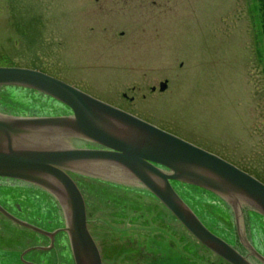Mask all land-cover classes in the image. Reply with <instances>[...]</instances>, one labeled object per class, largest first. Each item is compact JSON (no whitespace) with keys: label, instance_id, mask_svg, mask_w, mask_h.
<instances>
[{"label":"rangeland","instance_id":"obj_1","mask_svg":"<svg viewBox=\"0 0 264 264\" xmlns=\"http://www.w3.org/2000/svg\"><path fill=\"white\" fill-rule=\"evenodd\" d=\"M35 23L40 29L30 25ZM0 68L43 72L264 180V41L257 0H0ZM164 81L168 86L160 93ZM0 109L19 117L71 112L14 87H0ZM72 179L86 201L134 199L140 205L154 199L141 189ZM172 185L199 216L232 227L221 199ZM0 205L40 225L50 221L54 231L65 227L60 206L43 191L0 182ZM252 216V236L264 248V218ZM37 243L34 234L0 216L1 250L17 258ZM68 243L59 235L50 255L54 264H73Z\"/></svg>","mask_w":264,"mask_h":264},{"label":"water","instance_id":"obj_2","mask_svg":"<svg viewBox=\"0 0 264 264\" xmlns=\"http://www.w3.org/2000/svg\"><path fill=\"white\" fill-rule=\"evenodd\" d=\"M167 86V81L160 83L158 91L164 92ZM0 87L32 90L72 113L65 117L0 114V178L41 189L59 203L65 222L61 231L68 237L75 264L101 263L86 227L83 197L66 173L68 170L105 182L138 184L204 246L230 264H248L199 221L171 183L215 195L237 217L246 208L264 218L262 182L221 158L42 72L0 68ZM59 139L84 141L103 149H58L54 143ZM0 215L21 228L49 237L51 243L59 232H43L1 206Z\"/></svg>","mask_w":264,"mask_h":264},{"label":"flooded vegetation","instance_id":"obj_3","mask_svg":"<svg viewBox=\"0 0 264 264\" xmlns=\"http://www.w3.org/2000/svg\"><path fill=\"white\" fill-rule=\"evenodd\" d=\"M23 25L24 24H22V26ZM30 25L36 29H40V26L37 23H35V25ZM36 33L38 37L40 32L37 30ZM24 35L27 36L26 32ZM123 98L129 100V102L133 101L132 98H128L124 94ZM108 105L111 104L108 103ZM0 114L10 117H19L10 115L2 109H0ZM71 115L72 113L69 112L65 116ZM54 147L58 149L65 147L83 150L103 149L99 146L74 139L68 142H63L62 139H59L58 142L54 143ZM66 173L71 179L73 176L82 179H93L104 184L106 183L109 186L119 188L127 187L132 188L133 190L141 189L145 192V190L140 188L138 184L131 181H126L125 183H111L81 175L71 170L66 171ZM0 182L12 186H24L25 188L36 189L42 192L41 189L11 179L0 178ZM73 182L76 184L83 197L86 227L96 246L101 264H230L194 238L185 226L181 224L156 198L152 197L154 198L152 199L153 201H147L144 199L141 201L140 205V202L134 199H92L86 201L79 183L76 181ZM182 201L214 236L228 244L246 263L264 264V248L262 247V244H260L259 241H255L252 236L254 234L255 226L251 222V220H253L251 211L244 208L242 214L237 217L234 215L231 208L222 201L231 212L230 222L232 225L230 229H222L219 228V226L208 222L207 219L199 216L189 203L183 199ZM14 207L15 209H18L17 206ZM4 209L6 210L5 207ZM6 211L10 212L8 209ZM151 212L152 215L150 214ZM61 214L64 220L62 209ZM13 216L43 232H59L55 234L51 243L49 237L22 228L38 238L37 245L20 252L17 258H12V251L10 249H0V264H16L12 262V259L17 260L19 262H17V264H54L50 255H52V252L55 249V244L59 235L63 234L67 237V235L61 231L63 228L54 231L51 229L52 225H48L51 224L50 221L42 222L46 223V225H40L37 222H32L29 218ZM6 221L11 223L8 220ZM43 243H46V246H43ZM69 251L72 263L75 264L70 245ZM33 253L37 255L40 254L41 257L39 259L37 258L38 260H34V258H32Z\"/></svg>","mask_w":264,"mask_h":264},{"label":"trees","instance_id":"obj_4","mask_svg":"<svg viewBox=\"0 0 264 264\" xmlns=\"http://www.w3.org/2000/svg\"><path fill=\"white\" fill-rule=\"evenodd\" d=\"M257 3L260 7V25H261L262 38L264 41V0H257ZM244 172L249 173L247 170H245ZM251 175H253V174H251ZM254 177L264 184V180L261 179L259 176L254 175Z\"/></svg>","mask_w":264,"mask_h":264}]
</instances>
